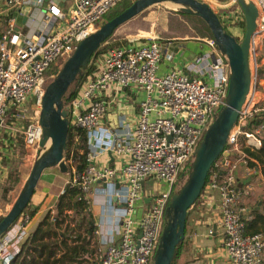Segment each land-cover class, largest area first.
Instances as JSON below:
<instances>
[{"label": "built area", "instance_id": "2783aa9c", "mask_svg": "<svg viewBox=\"0 0 264 264\" xmlns=\"http://www.w3.org/2000/svg\"><path fill=\"white\" fill-rule=\"evenodd\" d=\"M120 1L70 0L68 7L57 0H0V132L11 135L12 144L22 135L25 146L39 151V112L48 69L69 56ZM200 1L212 8L211 0ZM247 1L257 9L248 47L249 87L200 194L208 204L217 199V222L230 264H264V230L247 229L253 215L241 204L252 183L239 175L240 166L245 175L254 169L244 147L255 149L264 138V0ZM237 3L227 0L218 5L220 10L212 8L229 28H238L244 19ZM228 6H233L232 12L225 9ZM35 10L40 18L31 25ZM28 24L31 29H23ZM202 40L208 48L194 56L188 64L190 72L178 65L158 72L171 38L149 36L142 42L111 45L90 59L94 70L68 102L72 123L86 131L87 150L81 171L69 160L71 175L66 183L76 184L77 198L87 204L89 194L99 188L94 199L110 215L109 220L101 216L95 230L104 244L99 264H152L176 175L193 159L202 134L225 103L228 59L213 37ZM126 89L144 91L136 119L132 124L121 114L112 128L106 124L108 110L119 107L117 96ZM29 101L36 108L24 123L22 106ZM106 151L112 164L97 165L93 159ZM146 179L151 180L149 190L144 187ZM144 197H149L148 202H143ZM138 204L141 210L135 213ZM28 220V214L21 212L0 235V264H11L20 250ZM211 232L209 228L207 233Z\"/></svg>", "mask_w": 264, "mask_h": 264}, {"label": "water", "instance_id": "95a60500", "mask_svg": "<svg viewBox=\"0 0 264 264\" xmlns=\"http://www.w3.org/2000/svg\"><path fill=\"white\" fill-rule=\"evenodd\" d=\"M165 1L177 2L181 11L199 15L209 26L219 50L226 55L230 66L225 103L220 106L205 129L202 139L195 148L187 177L179 188L172 192L165 209L166 222L162 227L152 264H170L177 243L184 238L187 209L199 196L208 170L223 149L228 132L248 91L250 80L248 47L256 25L257 9L247 0H237L244 14V32L241 40H237L233 34L226 31L215 11L207 2L200 0H133L123 10L101 22L94 31L80 39L55 76L46 84L39 112L41 134L38 145L41 151L31 165L24 186L0 219V235L21 214L46 167L57 166L61 172L68 171L63 152L70 118L63 97L70 84L83 73L91 55L118 25L148 6ZM25 19L26 15L22 17V22H25ZM48 140L49 144L46 146ZM144 199L148 200L149 197Z\"/></svg>", "mask_w": 264, "mask_h": 264}, {"label": "crops", "instance_id": "0c3cea01", "mask_svg": "<svg viewBox=\"0 0 264 264\" xmlns=\"http://www.w3.org/2000/svg\"><path fill=\"white\" fill-rule=\"evenodd\" d=\"M57 1L60 4L62 3L67 4V1L70 0H57ZM34 16H35V20L33 23H31V25H36L37 21H39L40 12L38 10L37 11L35 10ZM20 21H22V19ZM25 26L26 25L22 26L23 29H29V30L31 29L30 24H28L27 28H25ZM207 48H208L207 44L202 40V38H198V37L171 38V44L167 48V51L163 54L160 63V70H163L171 65H178L181 66L184 71L190 72V70L188 69V64L193 60L194 56H196L199 52L206 50ZM140 92H144V91L143 90L132 91L126 89L123 90V92L119 93L117 97L118 98L120 97V102L122 105H119V107L113 105L112 108L108 110L106 116V124L114 128L117 124V119L120 117L121 114L126 115L129 122L133 124L137 116L139 101L144 96L143 95L142 97H139ZM123 93H126V95H124ZM10 139H11V135L7 136L6 132H0V179L1 177L4 178L5 176V170L3 169L4 163H2L4 161H2V158L4 160L10 159L11 152L12 153L15 152L13 147L16 145L17 142L15 144H12ZM93 161L97 165L101 166L103 164H112L113 158L110 155V153L106 151L101 153L98 157L94 158ZM244 170L245 169H243V166H240L239 175L240 177H242V180H248L250 178V174L249 175L243 174ZM258 172H259L258 170H255L256 175H259L260 179L263 181L264 184V179L261 177V174ZM70 175L71 174L68 171L61 172L57 166H49L43 170L41 177L36 184L35 191L30 199L32 204L35 205L37 209L26 223V230H27L26 237L32 230H34L37 223L47 213L50 214L49 219L51 221L54 219L55 216L54 214L56 212V202L60 194V190L64 187ZM249 181L251 182V179ZM102 185L103 184H101L100 186ZM96 186L99 187L98 184H96ZM251 188L247 193L243 194L241 198V204L244 205L246 208H248V210L252 215L254 211H259L264 214V186H262L261 189H257V190L256 189L252 190ZM98 190L99 188H97L96 191L93 190L92 193L89 194V199H90L88 203L89 209L87 210L86 208V210H84L83 212L86 215H88V213L91 214L93 222L96 224V229L98 227L97 223L101 216L103 218L105 217V219L107 220L110 219L109 213L107 212L103 213L99 206L100 202L94 199V194L95 192H98ZM199 199L195 204H192L193 206L191 207L192 209L191 213L189 210L188 212L189 216L187 217L189 218L191 215L195 218L193 225L194 231L191 232L192 247L194 251L200 253L195 255L191 259L192 264H230L225 249L222 246V228L217 222V218H218L217 199L211 198V203L209 204L202 203V200ZM1 202L3 203L2 200ZM143 202L146 203L148 202V200L144 199ZM3 204L5 205V203ZM140 205L141 204L137 205L135 213L141 210L139 208ZM108 209L109 208L107 207V210ZM69 211L72 212V210L67 209L62 211L61 213V216H64L65 219L60 223V228H55V230L58 233V236H60L61 234L60 232L63 229V227L68 223L67 222L68 220L70 224H73L71 218L67 217L71 215L69 214L71 213ZM1 214L2 212H0V215ZM107 220L106 222L109 223V221ZM188 222L189 221H187L186 223L187 231H189ZM257 224H259V222ZM249 225L250 224L247 223V229L251 231V229L254 228V226H249ZM209 228L212 229V232L210 234L207 233ZM82 229L83 227H81V230ZM83 236L84 235L82 234L80 239L74 242L79 244ZM85 239L87 242H85L84 247L79 249V251L77 252L76 259L69 260L71 264H99L98 256L104 246V244L100 242V235L94 231L90 236L86 237ZM66 241L69 245L73 243L72 240L69 238H67ZM63 249L65 250V247H63ZM69 261L66 262L70 263Z\"/></svg>", "mask_w": 264, "mask_h": 264}, {"label": "trees", "instance_id": "16d2710c", "mask_svg": "<svg viewBox=\"0 0 264 264\" xmlns=\"http://www.w3.org/2000/svg\"><path fill=\"white\" fill-rule=\"evenodd\" d=\"M131 2H132L131 0H122V2H120L115 7L113 6L111 10H109L106 14L103 15L101 22L113 17L115 14H117L118 12L123 10L125 7H127ZM177 11L178 13L185 15V16H195L200 21L202 28L205 30L208 36L213 37L209 26L199 15L195 13L183 12L179 8L177 9ZM220 22L226 31L233 34L237 40H241L243 32H244V19L240 22V26L238 27V29L240 30L242 29L241 36L232 32L231 28L226 26L221 20ZM110 36H108L101 43L102 45L99 46L95 50V52L91 55V58L97 55L100 51L111 46L113 43H117L116 40L113 41L112 43L107 41ZM131 41L133 42V40H129V39L125 40V42H131ZM117 44H120V43H117ZM93 70H94V64L88 63L83 73L81 75H78L76 80L72 83L73 84L72 88L71 89L69 88L67 92L65 93L63 97L64 105L66 106L68 105V102L70 101V99L76 94L79 86L81 85V82ZM56 72L57 70L55 71V73ZM72 84H70V86ZM69 116H70V113H69ZM10 118L11 117H9V119ZM203 134H202V137H203ZM202 137L200 138V140L202 139ZM18 140L24 141L22 135H19ZM86 150H87V135H86L85 129L81 126H77L73 124L70 121L69 126H68V132H67L66 147L63 152L64 158L69 163L68 172H70V169H71V163L69 162V160L74 161V166L77 171H81L84 168L85 163H86L84 153ZM243 150L251 157V159L248 160V165L254 167L252 171L253 175H256L255 173V168H256L259 171L258 173H260L261 177L264 179V138L262 140V144L259 147L252 149V150L249 149L248 147H244ZM190 162L191 160L187 161L184 166H186L187 164H190ZM208 177H209V170L205 178V181H207ZM175 183H174L173 191H175V188H176ZM9 188L10 187L5 189L4 194L7 193ZM201 191H200V194H201ZM79 192H80L79 188L76 184H72L71 182H68L64 185L63 192L59 194L57 202H56V212L54 214L55 215L54 219L51 221L49 219L50 214L47 213L37 223L34 230H32L28 234V236L25 238V240L21 242L20 250L16 254L11 264H71L69 260L76 259L77 252L79 251V249L84 247V243L87 242L85 238L90 236L96 230V224L93 222L91 214L88 213V215H86L85 213H83L84 210H86V207L88 204L87 202H85V200L77 198ZM200 194L196 198L194 203L200 198ZM190 207L187 209L186 219L188 217V212H189ZM36 209L37 207L33 205L32 202L29 200L27 204L25 205V207L23 208L22 212L27 213L28 217L30 218L35 213ZM67 209H70L72 210V212H74V221H73V224H70L68 220L67 221L68 223L61 230L60 236H58V233L55 230V228H60V223L65 219L64 216H61V213L62 211L67 210ZM59 215L61 218L59 217ZM1 217L2 215H0V219ZM258 222L259 224H257ZM82 223H85V224H82ZM186 223H187V220L185 221L184 234L186 231ZM248 224H250L249 226H254V228H252L251 231H259V230L264 229V214L259 211H254L253 218L248 222ZM81 227H83L82 230H81ZM82 234L84 236L80 240L81 242L79 244L74 242L80 239ZM67 238L72 240L73 243L71 245L67 243L66 241ZM183 242L184 240L177 243L176 252L170 264H176V259L178 258L180 254V249H181ZM63 247H65V250L63 249ZM66 261H69L70 263Z\"/></svg>", "mask_w": 264, "mask_h": 264}, {"label": "rangeland", "instance_id": "374dc122", "mask_svg": "<svg viewBox=\"0 0 264 264\" xmlns=\"http://www.w3.org/2000/svg\"><path fill=\"white\" fill-rule=\"evenodd\" d=\"M226 1L227 0H211L210 3L212 8H215L216 10H220L221 7H218V5L219 4L222 5ZM120 2H118L116 5H118ZM235 5H240V4L238 2ZM67 6L68 7L71 6L70 1H67ZM228 7L229 8L225 7V9L226 10L228 9L229 11H231V9L233 8V6H228ZM178 8H179L178 6H170L167 3H157L148 6L147 8L143 9L141 12L137 13L135 16L131 17L130 19L118 25L107 41L112 43L113 41L116 40L117 43H125V40L129 39V40H133L134 42L136 41L142 42L146 40L149 36H157L160 39L175 38V37L177 38L178 37H193V38L208 37V34L202 28L200 21L195 16L182 15L178 13L177 11ZM222 17L224 18V16ZM27 27L28 25L25 26V28ZM231 31L237 33L239 36H241L242 34L241 33L242 29L240 30L235 27L231 28ZM117 43H113L112 45H115ZM101 45L102 44H100V46ZM64 60H59L56 64L52 65V67L48 69L47 71L48 82L55 76V74L57 73V72L55 73V71L56 70L58 71L60 69ZM160 71L161 70L158 69V72ZM72 86L73 84L69 88L71 89ZM77 93H79V89L77 90L76 94ZM123 94L126 95V93ZM143 95L144 92L139 93V97H142ZM117 101H118V105H122L120 102V97L118 98ZM35 108L36 105H34L32 101L23 104L22 112L25 114L23 118L24 123L28 121L27 118L31 120L30 116L34 115ZM69 118L70 121L73 122V116L72 117L69 116ZM239 141L243 142V138L241 136L239 137ZM13 149L15 150V152L14 153L11 152L10 159L4 160L2 158V161H4L2 163H4L3 169L5 170V176L4 178L1 177L0 179V199L3 201V203H5V205L0 200V212H2L1 215H3L9 209L11 203L13 202L17 194L24 186L31 165L36 159L37 155L39 154V151L33 149L31 145L25 146L22 140H18L16 145L13 147ZM189 168H190V164H187L186 166H183V169H180L178 171L175 180L176 181L175 190L178 189L179 186L185 181ZM250 179L252 183L251 185L252 190L261 189V187L264 186L263 181L260 179L259 175H253V173H251ZM146 181L147 182L144 187L145 189L149 190L152 187L151 180L146 179ZM161 185H163L162 182L159 183V187H161ZM8 187H10L9 190L7 191L6 194H4L5 189ZM1 195L3 199L1 198ZM199 200H202V203L205 204L207 203L205 198H200ZM192 206L193 205H191V207ZM191 207L189 209L190 213L192 210ZM69 214L71 215L67 217L71 218V220L74 221V213L71 212ZM194 219L195 218L191 215L189 218L186 219L187 221H189L188 227L190 232L187 230L185 231L184 238L182 239V241L184 240V242L181 246L180 254L176 259V264H192L191 259L195 255L200 254L194 251L192 247L191 232L194 231L193 229ZM165 222H166V217H164L163 226Z\"/></svg>", "mask_w": 264, "mask_h": 264}, {"label": "bare ground", "instance_id": "6f19581e", "mask_svg": "<svg viewBox=\"0 0 264 264\" xmlns=\"http://www.w3.org/2000/svg\"><path fill=\"white\" fill-rule=\"evenodd\" d=\"M164 3L169 4L170 6H178L177 2H173V1H165ZM49 144V140L46 143V146ZM41 151V149H39V152Z\"/></svg>", "mask_w": 264, "mask_h": 264}]
</instances>
